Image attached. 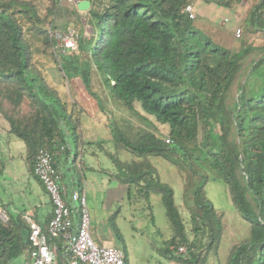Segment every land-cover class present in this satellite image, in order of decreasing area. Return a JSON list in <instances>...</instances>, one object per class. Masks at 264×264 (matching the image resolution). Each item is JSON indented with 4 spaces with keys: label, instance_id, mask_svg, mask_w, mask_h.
Listing matches in <instances>:
<instances>
[{
    "label": "trees",
    "instance_id": "trees-1",
    "mask_svg": "<svg viewBox=\"0 0 264 264\" xmlns=\"http://www.w3.org/2000/svg\"><path fill=\"white\" fill-rule=\"evenodd\" d=\"M49 1L53 12L60 0ZM210 1L230 4V0ZM188 3L192 0H104L102 10L94 13L95 39L80 33L71 49L59 47L50 38V28L40 26L33 3L0 0V117L23 142L32 172L39 148L52 151L53 143H67L71 128L79 127L58 92L31 68L30 45L20 22L26 18L52 46L66 78L79 77L90 90L94 66L113 97L130 110L138 104L168 126L165 142L148 131L130 139L111 123L116 146L134 158L109 153L112 172L101 169L125 186L123 201L141 216L149 215L153 227L150 200L159 196L172 230L161 239L160 255L177 264H205L209 253L217 255L224 225L205 185L218 181L248 224L247 236L230 247L224 264H264V43L243 44L236 51L220 47L181 12ZM243 24L246 31L264 33V0H256ZM212 57L217 59L209 65ZM193 118L199 123L200 139L191 145ZM151 157L186 174L184 193L191 196L190 220L199 238L186 234L173 188L160 179ZM4 167L0 150V179ZM7 212V219L0 220V264L29 249L25 213ZM178 246L185 252H177ZM122 251L124 264H129L124 243Z\"/></svg>",
    "mask_w": 264,
    "mask_h": 264
},
{
    "label": "rangeland",
    "instance_id": "rangeland-1",
    "mask_svg": "<svg viewBox=\"0 0 264 264\" xmlns=\"http://www.w3.org/2000/svg\"><path fill=\"white\" fill-rule=\"evenodd\" d=\"M27 1L35 5L38 21L42 28H50L51 32L57 31L59 33H66L69 29H73L77 36L82 33L86 38L93 37L95 39L98 29L94 13L102 10L104 0H90V2L87 0H60L53 12H50L52 4L49 0ZM78 2L81 3V6H88L85 9H80L79 6L77 7ZM229 2L228 6H224L210 0H192L196 13V17L191 21L192 25L201 30L217 45L231 51L238 50L243 44L254 46L263 44L264 33L262 31H246L243 24V19L256 0H230ZM224 19H228V21L224 22ZM20 22L26 41L30 45L31 68L37 71L46 83L58 92L66 104L67 112L71 113L72 119L77 118L78 120L79 127L71 128V134L68 138V143L73 148L80 139L92 141L86 142L83 145L84 149L95 153L94 160L97 166L112 172L111 169L114 164L108 155L109 153L125 160L133 159L134 156L116 146L111 135V123L130 139H134L144 131L151 132L164 141L168 138L169 129L166 124L159 123L153 116L143 112L138 104H135L134 110H130L120 100L113 97L105 77L94 66L91 69L90 90L85 88L79 77L66 78L58 68L57 60L52 54L54 53L52 46L45 43L44 35L40 34L28 19L22 18ZM236 28H240L239 37L234 35ZM50 38L53 37L50 36ZM55 41L57 42V40ZM57 44L61 47V42ZM255 55L258 56V54ZM215 59L217 58L212 57L208 61L209 65H213ZM236 92V86H234L231 94L235 96ZM75 122L73 120L72 124ZM199 139V123L193 118L192 135L188 142L194 145ZM14 156L15 161L13 163L17 167L15 171L17 174H23L17 150ZM135 159L137 158L135 157ZM150 161L155 166L160 179L173 188L174 203L180 211L186 234L190 239L199 238V234L194 232L190 220L191 196L189 193H184L187 182L186 174L162 158L151 157ZM193 165L196 167L194 160ZM81 172L85 173L87 205L90 198L95 199L97 201L95 205L98 206L100 214L104 213V206L109 205L107 199L103 205L104 195L117 196L120 200V196L125 193L124 185L110 180V177L103 171L100 174H93V170L90 169ZM205 190L207 197L217 212L220 213L224 225L218 253L217 255L209 253L205 264H224L230 247L247 236L248 224L234 207L229 192L223 183L209 181L205 185ZM150 201L156 228L149 222V215L143 214L144 216H141L135 208L133 210L121 200L109 215L106 214V217L111 219V222L118 229L119 236L127 251L129 264H177L160 255L161 239L169 237L172 230L169 228L168 218L159 196L152 195ZM137 206L139 207V205ZM6 212L4 204H1L0 220L2 218L7 219L8 212ZM135 227L137 233L133 229ZM159 231L161 234L157 233ZM150 239H154V243H150ZM117 246L122 249L120 242H117ZM4 264H30L28 252H23Z\"/></svg>",
    "mask_w": 264,
    "mask_h": 264
},
{
    "label": "built area",
    "instance_id": "built-area-1",
    "mask_svg": "<svg viewBox=\"0 0 264 264\" xmlns=\"http://www.w3.org/2000/svg\"><path fill=\"white\" fill-rule=\"evenodd\" d=\"M181 12L189 19L196 13L193 4L188 3ZM228 19H224L227 22ZM60 46L76 48L77 34L73 29L66 33L49 31ZM235 37L240 36V28L235 29ZM169 142L167 138L165 140ZM81 168V159L74 160ZM33 173L48 193L52 204V216L45 228L35 223L29 213L24 218L29 225L27 240L30 264H124V254L112 242L96 243L91 236V215L87 205L85 184L67 187L62 182V171L54 160L53 152L46 147L37 150ZM82 175V172L79 171ZM6 220V219H1ZM177 252L184 253L183 246Z\"/></svg>",
    "mask_w": 264,
    "mask_h": 264
},
{
    "label": "crops",
    "instance_id": "crops-1",
    "mask_svg": "<svg viewBox=\"0 0 264 264\" xmlns=\"http://www.w3.org/2000/svg\"><path fill=\"white\" fill-rule=\"evenodd\" d=\"M86 142L92 141L80 139L75 148L68 142L61 145L58 142L52 144L54 160L62 171V182L69 188L85 184V173L82 172V175H80L79 171L84 170L85 172V170L90 169L93 170V174L103 173L101 167L96 165L94 160L95 153L84 149L83 145ZM88 148L90 147L88 146ZM0 150L5 160V167L0 179V203L4 204L7 211L16 213L21 210L23 213H29L35 223L45 228L52 216V204L49 195L40 181L35 178L32 169L24 159L23 142L9 132L6 121L1 117ZM16 150L23 174H17L15 171L17 167L13 162L15 161L14 154ZM76 158L81 159L80 169L74 163ZM123 190L125 192V186ZM124 194L120 196L121 202H123ZM106 199L109 201V205L104 206L103 214L99 213L98 206L95 205L97 201L93 198L89 199L88 208L91 215V236L96 243L112 242L117 245V242H120L123 244L122 240L118 237L119 233L116 225L111 222V219L106 217V214L108 213L109 215L114 210L115 205L119 204L120 200L117 196L104 195L103 205ZM133 229L137 233L136 227Z\"/></svg>",
    "mask_w": 264,
    "mask_h": 264
},
{
    "label": "water",
    "instance_id": "water-1",
    "mask_svg": "<svg viewBox=\"0 0 264 264\" xmlns=\"http://www.w3.org/2000/svg\"><path fill=\"white\" fill-rule=\"evenodd\" d=\"M87 4H89V3H87ZM78 6H79L80 9H85L88 5H82V6H81V3L78 2L77 7H78Z\"/></svg>",
    "mask_w": 264,
    "mask_h": 264
}]
</instances>
